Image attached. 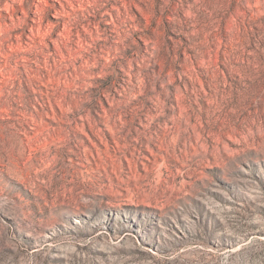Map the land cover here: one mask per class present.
Instances as JSON below:
<instances>
[{"label": "rangeland", "instance_id": "374dc122", "mask_svg": "<svg viewBox=\"0 0 264 264\" xmlns=\"http://www.w3.org/2000/svg\"><path fill=\"white\" fill-rule=\"evenodd\" d=\"M0 264H264V0H0Z\"/></svg>", "mask_w": 264, "mask_h": 264}, {"label": "bare ground", "instance_id": "6f19581e", "mask_svg": "<svg viewBox=\"0 0 264 264\" xmlns=\"http://www.w3.org/2000/svg\"><path fill=\"white\" fill-rule=\"evenodd\" d=\"M93 4L95 5V3H93ZM99 6L102 8V5L101 4ZM48 7H50V9H51V6L50 5H48ZM95 7H96V5H95ZM54 10H55V13L58 14V16L59 15L63 16L62 13H60L61 12V9L60 10L59 9H54ZM93 16L98 20V18H99V15L98 14L96 15V13H95V15H93ZM68 19H70V20H68V21L66 20L64 23H61V22L52 23L51 22V23L47 24V26L44 28V29H46V33H44L45 34V37L43 36V34H42V36L39 35L40 37H43V38H49V37L52 38L51 41L54 43L53 45H48L49 46L48 47V50H49L48 52L40 51V55H42L44 57V60H41L40 65L41 64H44L45 65V59H47V61H50L52 59L53 62L56 61V63H59L60 65L64 62L65 63L64 68H69L70 69L73 66V64L67 63L76 54V49L74 47H71V45L72 44H79L80 43V40L82 39V36H83V33L81 32V26H83V27L88 26L89 27L90 25H92V22L93 21L90 20L89 17H84V18L81 17V18H79V16H76L75 17V16H72V15H70L68 17ZM34 21L36 22V20H34ZM98 21H100V20H98ZM61 24L63 25L62 30L57 28ZM94 32L96 33V31H94ZM32 33H33L32 39L35 42V40L37 39V34L34 33V30H32ZM75 35L78 37V39L75 38ZM91 35L93 36L95 34L93 32H91ZM40 43H42L44 46L46 45V44H44L41 41H40ZM31 57L32 56H30L28 58L30 60H33ZM113 59L114 60H111L109 63L105 64L104 66H101L102 68H105L107 70L106 71L107 74L105 75V80H107V84H99L98 83L96 86H94L95 89L93 91H96V95H99V96H101V95L102 96H108V94L111 95V94H113L115 92H118V89H119L118 86L121 84L120 81H121V75L122 74H120L119 72H117V68H119L118 66L121 67V65H123L124 62L119 61V59L117 60L116 58H113ZM87 60H88V58H87ZM37 62H38V60L35 61L36 64H37ZM38 67L39 66H37L36 68H38ZM43 68H44V66H43ZM33 69H35V68H33ZM75 70L69 73L70 78H69V81L67 82V85L66 86H70L72 83H76L79 79L83 81L82 82V86H88V84H90V83L92 85L94 84V82H92V81L89 80L90 79V75H89L90 71H83L82 72L80 69L79 70L78 69H75ZM122 83H123V85H121V87L123 88L122 91H123V93H125L124 95H126L130 91V85H129L130 83L126 79H124V82H122ZM83 90H84V91H82L83 92V95L81 96V98L76 103L77 104V107L78 108L79 107L82 108V105L85 104L86 105L85 108H86L87 112L88 111L91 112V110H89L90 107H88V106H90V105L93 106V105H96L97 104L95 102V98H93V94H92L93 91L91 90V88H89L87 90L86 89H83ZM88 98H91V101L88 102ZM139 99H140L141 102H145V99H147L146 98V94H144V95L141 94L140 97H139ZM60 108L63 110V112H67V110L65 109V107L60 106ZM170 111L176 112L177 111V108L175 106L174 107H171L170 108ZM58 119H60V117H58ZM88 126L98 136H101L102 135V137H101L102 139L109 138V133L105 132L104 129H101V128L97 127L96 124L89 123ZM176 133H178V135H177L178 137L175 138V141H177V140L179 141L181 139H185L186 138V131L184 129L178 128V130H177ZM111 134L112 135H115L116 134V131L111 132Z\"/></svg>", "mask_w": 264, "mask_h": 264}]
</instances>
